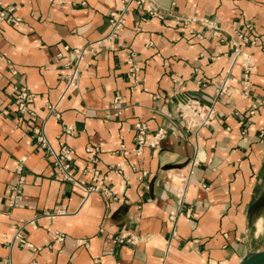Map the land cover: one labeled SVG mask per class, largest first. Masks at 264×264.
I'll list each match as a JSON object with an SVG mask.
<instances>
[{"label":"crops","instance_id":"obj_1","mask_svg":"<svg viewBox=\"0 0 264 264\" xmlns=\"http://www.w3.org/2000/svg\"><path fill=\"white\" fill-rule=\"evenodd\" d=\"M126 1L0 0L22 18L0 22V264H238L264 249L257 226L264 221V0H155L164 17L146 19L131 6L107 40L110 13ZM90 42L97 51L80 65L78 85L63 93L65 46ZM130 53L140 70L135 85ZM242 53L250 55L248 82ZM227 75L232 93L217 96L212 122L183 125L177 97H216ZM19 91L32 94L33 115L18 110ZM49 103L59 118L48 114ZM138 121L150 133L167 126L168 135L160 147L121 156ZM67 124L74 134L63 133ZM36 127L56 149L61 141L75 149L77 179L91 184L90 167L109 171L112 196L86 198L83 187L63 180L36 149ZM87 146L100 148L97 162ZM120 161L127 163L117 171ZM20 174L23 197L11 206ZM19 229L34 247L9 244ZM122 232L136 242L116 241Z\"/></svg>","mask_w":264,"mask_h":264},{"label":"built area","instance_id":"obj_2","mask_svg":"<svg viewBox=\"0 0 264 264\" xmlns=\"http://www.w3.org/2000/svg\"><path fill=\"white\" fill-rule=\"evenodd\" d=\"M131 6H135L137 9L142 10L145 14L144 19L146 17H164V14L160 7L157 5L155 0H127L123 5L121 10L112 11L109 17V31L106 35V39H112L117 36L121 30V28L126 24L127 15L130 13ZM15 7L13 6H1L0 3V22L5 21L8 23H13L18 25L22 18L17 16L15 13ZM251 28V27H250ZM237 39L239 41H247L248 37L246 34L242 32H238ZM65 49L68 50L69 56L67 58V68L68 71L66 73V86L63 89V93L67 92L71 88H75L78 85L79 79V67L85 61L87 55L91 52L97 51V46L95 43L90 42L83 47L74 48L72 50L69 49L68 46H65ZM235 50L240 52L236 47ZM61 55V54H60ZM134 53H130L128 58V63L130 64L129 68V77L133 85L137 84L139 81V66L135 62ZM243 60L242 65L244 68V76L245 82L249 80V74L252 69L250 55L247 53H242ZM239 92V90H235L233 92ZM231 79L230 76L227 75L221 81L219 88L217 89L216 97H211L209 99H204L203 95H198L194 93L184 92L177 97L176 103V115L179 121L188 128H199L202 126L209 125L212 120L216 117V103L217 98L225 95H231ZM32 96V94L27 91H19L16 95V103L18 105V110L21 113H30L34 114V112L28 106V99ZM218 96V97H217ZM115 102H119L118 99ZM256 107V105H254ZM48 114L53 115L57 118L60 117V113L57 110V107L54 103H49L47 105ZM255 109H252L250 113H254ZM119 113V112H118ZM167 117L172 119L174 116L171 113H167ZM136 128V136L135 142L132 146H126L125 144L120 145L117 152L121 156H127L131 153L136 155H141L146 147L157 148L160 147L162 140L165 139L168 135V127L161 126L153 133H150L147 124L143 121H138L135 123ZM35 136H36V149L42 151L52 159V163L56 167L57 171L60 173L63 180L72 181L73 183L83 187L86 190V198L89 196L91 192H100L106 197H111L112 192L107 184V180L109 178V171L105 173H101L98 167H90L85 169V172L91 173L92 183L88 184L82 179H77L72 174V163L75 158V149L65 143L64 141L60 142L59 148L56 149L53 147L51 141L48 136L44 133V130L36 127L34 128ZM75 128L72 125H65L63 127V133L66 134H74ZM87 158L90 162H97L98 155L100 152V148L98 146H87L86 147ZM127 163V161H120L117 163V171L121 170V166ZM197 163L194 160V164ZM193 171L190 170L191 174ZM146 172H142L139 176L141 179ZM187 179V177H186ZM26 183V180L23 175H19L16 179L15 183L11 185V195L9 198V202L11 206L19 205L22 197H23V186ZM55 240L57 242H62L64 240V235L60 232H56ZM116 241L119 242H131L135 243L136 240L134 237L129 236L127 232H122L118 237L115 238ZM13 242L21 243L28 247H34L32 243H30L23 232L19 229L14 235L13 239L9 242V244ZM6 264H11L9 261ZM28 264H35L34 262H29ZM98 264V261H96Z\"/></svg>","mask_w":264,"mask_h":264},{"label":"water","instance_id":"obj_3","mask_svg":"<svg viewBox=\"0 0 264 264\" xmlns=\"http://www.w3.org/2000/svg\"><path fill=\"white\" fill-rule=\"evenodd\" d=\"M238 264H264V249L249 251Z\"/></svg>","mask_w":264,"mask_h":264},{"label":"rangeland","instance_id":"obj_4","mask_svg":"<svg viewBox=\"0 0 264 264\" xmlns=\"http://www.w3.org/2000/svg\"><path fill=\"white\" fill-rule=\"evenodd\" d=\"M264 221L263 220H261V224H260V220H259V222L257 223V226H258V229L259 230H263V228H264ZM256 228L254 227V230H255ZM260 235H264V230H263V232H262V234H260ZM264 246V245H263Z\"/></svg>","mask_w":264,"mask_h":264}]
</instances>
